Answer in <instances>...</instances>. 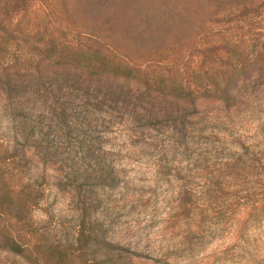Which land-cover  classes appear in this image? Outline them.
Listing matches in <instances>:
<instances>
[{
  "label": "rangeland",
  "instance_id": "rangeland-1",
  "mask_svg": "<svg viewBox=\"0 0 264 264\" xmlns=\"http://www.w3.org/2000/svg\"><path fill=\"white\" fill-rule=\"evenodd\" d=\"M48 40L59 53L53 66L66 63L73 50H113L132 68L168 82L192 86L206 75L226 76L233 99L224 106L214 96H201L191 105L152 91L154 109L170 111L173 122L141 126L116 116L113 124L122 123L98 139L114 149L104 161L111 187L91 184L99 175L98 158H82L79 141L58 136L61 160L51 163L28 150L27 172L42 191L31 210L41 233L50 242L73 243L82 224L81 201L91 198L94 207L83 226L112 244L107 251L93 246L92 264H264V0H0V76L5 68L25 84L37 80V49ZM99 79L106 87H139L136 80ZM23 91L18 101L33 105L32 86ZM5 104L0 89V147L9 131ZM181 128L191 131L187 144ZM198 130L208 145L223 143L233 151L248 146L245 157L254 168L245 182L237 185V176L235 185L212 193V174L229 170L221 164L223 151L209 161L195 155L196 147H207L191 144ZM84 176L85 194L73 187V177ZM201 185L209 192L200 191ZM0 264L28 263L0 249Z\"/></svg>",
  "mask_w": 264,
  "mask_h": 264
},
{
  "label": "trees",
  "instance_id": "trees-1",
  "mask_svg": "<svg viewBox=\"0 0 264 264\" xmlns=\"http://www.w3.org/2000/svg\"><path fill=\"white\" fill-rule=\"evenodd\" d=\"M55 48L52 41L48 40L37 49V80L25 84L14 79L5 68L0 76V89L6 101L4 106L10 117L6 145L0 147V249L21 256L28 264H92V247L99 246L107 251L112 244L98 237L92 228L87 230L83 226V221H88L89 209L94 207L91 198L88 203L84 202L85 199L81 201L79 220L82 224L73 243L50 242L31 216V210L38 204L42 191L36 178L27 172L30 159L28 150L41 163H51L61 160L58 158V149L64 146L57 140L58 136L79 141L84 152L82 158H98L96 170L99 175L91 184L111 187L113 178L109 173L110 164L104 161L106 156L114 153V149L101 146L99 140L106 136L111 126L122 123L117 121L113 124L116 116H129L130 121L136 120L141 126L150 121L173 122L175 117L170 111L154 109V102L149 100L152 91L158 96L166 95L191 105L201 96H214L227 106L233 96L228 91L226 76L212 80L210 75H206L204 82L197 79L192 86L180 81L168 82L160 74H148L144 70L132 68L113 50H108V54L105 51L73 50L70 53L71 59L53 66L51 60H55L53 58L59 54ZM74 70L77 73H73ZM108 75L111 79L136 80L139 87L129 90L116 86L106 87L99 78ZM29 85L35 93L30 101L33 105L27 104L29 99L20 102L17 99ZM63 88L64 92L61 91ZM67 95L72 98L65 99ZM98 126L101 128L100 132L93 136L97 139L92 140V133L98 132ZM179 132L184 140L186 134L191 133L182 128ZM196 133L198 139H194L191 144L207 145L203 148L208 150L196 147L195 155L209 161L208 159H216L223 151L224 161L221 164L225 170H229L221 177L212 174V193L220 186L235 185L234 179L237 176L241 177L237 185L245 182L243 179L247 170L254 168L252 159L245 157L248 146L241 143L240 150L233 151L223 143L208 145L202 131L198 130ZM80 135L82 138H78ZM173 141L180 143L182 139L174 137ZM187 143V140L184 141V144ZM242 157L246 160H242ZM234 170L242 172L232 176L231 171ZM75 177L73 187L78 193L85 194L84 188L89 186L85 181L87 177L84 176L82 181ZM262 181L264 190V178ZM200 187L201 191L203 185ZM203 188L205 192L210 190L207 185ZM86 191L91 193L90 189Z\"/></svg>",
  "mask_w": 264,
  "mask_h": 264
}]
</instances>
